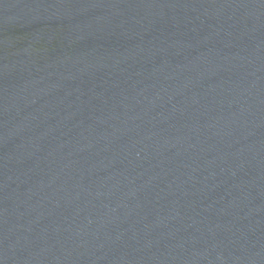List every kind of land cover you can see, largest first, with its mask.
<instances>
[{
  "label": "water",
  "instance_id": "1",
  "mask_svg": "<svg viewBox=\"0 0 264 264\" xmlns=\"http://www.w3.org/2000/svg\"><path fill=\"white\" fill-rule=\"evenodd\" d=\"M0 264H264V0H0Z\"/></svg>",
  "mask_w": 264,
  "mask_h": 264
}]
</instances>
